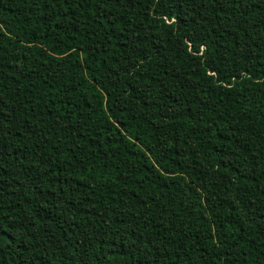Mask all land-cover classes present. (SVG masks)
Wrapping results in <instances>:
<instances>
[{
    "label": "trees",
    "instance_id": "obj_1",
    "mask_svg": "<svg viewBox=\"0 0 264 264\" xmlns=\"http://www.w3.org/2000/svg\"><path fill=\"white\" fill-rule=\"evenodd\" d=\"M0 264H264V0H0Z\"/></svg>",
    "mask_w": 264,
    "mask_h": 264
}]
</instances>
